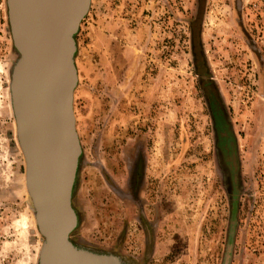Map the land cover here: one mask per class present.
<instances>
[{
  "label": "rangeland",
  "instance_id": "obj_1",
  "mask_svg": "<svg viewBox=\"0 0 264 264\" xmlns=\"http://www.w3.org/2000/svg\"><path fill=\"white\" fill-rule=\"evenodd\" d=\"M92 17L113 19L122 37L120 80L111 89L102 82L92 89L79 59ZM6 18L0 25V264H38L45 238L11 106L20 55ZM76 43L82 158L74 198L79 226L69 240L142 263L144 194L154 219L148 264L224 263L235 181L230 155L218 145L211 93L238 162L232 264H264V0H91Z\"/></svg>",
  "mask_w": 264,
  "mask_h": 264
},
{
  "label": "water",
  "instance_id": "obj_2",
  "mask_svg": "<svg viewBox=\"0 0 264 264\" xmlns=\"http://www.w3.org/2000/svg\"><path fill=\"white\" fill-rule=\"evenodd\" d=\"M91 0H10L9 25L20 58L10 94L26 185L45 238L38 264H119L75 252L71 193L80 164L74 114L76 35Z\"/></svg>",
  "mask_w": 264,
  "mask_h": 264
},
{
  "label": "flooded vegetation",
  "instance_id": "obj_3",
  "mask_svg": "<svg viewBox=\"0 0 264 264\" xmlns=\"http://www.w3.org/2000/svg\"><path fill=\"white\" fill-rule=\"evenodd\" d=\"M5 6H6V14H8V19H9L10 0H5ZM80 27H81V25H80ZM79 32H80V28H79ZM14 48L18 52V50L15 46H14ZM200 63H201V61L197 58L196 59V65H197L199 74L202 76V72H201L202 70H201ZM16 65L17 64L14 65L13 70L15 69ZM210 94H208V98L210 100L209 105L212 108V113H213L214 117L217 118V131H218V140H219L218 145H219V148L222 149L224 154L226 152H228V154L230 155L229 160H230V165H231V174L233 175L232 179L235 181L234 182V188H235L234 197L235 198L233 199V202H232L233 208H234L233 218H232V229H231V233H230V237H229V243H228V247H227V251H226L224 263H223V264H232L234 237H235V226L237 224L236 197L238 196V193H239L238 188H237V184L239 181V179H238V162H237L236 154H235L234 138H233V135H232L230 129L227 127V125L223 119V114L220 111L221 105L218 102L215 104H213L214 103L213 102L211 105V95ZM79 147H80V159H81L82 158L81 157L82 156V148H81L80 143H79ZM79 173H80V165H78L77 169H76V173H75V177H74V183H73V187H72V193H71V208L75 214L76 225H75V228L71 231L69 237H71V235L77 230V228L79 226V215H78L77 209L75 208V204H74V198L76 195L77 181L79 178ZM142 192L143 191H141V193ZM148 206H150V205H148L144 202V194H141L140 195V208L141 209H140L139 224H140L142 230H139V232L143 235V238H144L145 252L143 254L142 263H140V264H146V263L148 264L149 263L148 261H150L149 259H150L151 251L154 247V236H153L154 229H153V225L151 224V222L154 219L150 220L147 217V210H148L147 207ZM156 215H157V213H155L153 215V218L156 217ZM69 242H70L71 248L75 252L93 255V256H98V257H103V258H108V259H113V260H116L117 262H119V264H135V263H132L127 258H125L121 255L113 254V253L94 252V251H90L88 249L79 247V246L75 245L70 240H69Z\"/></svg>",
  "mask_w": 264,
  "mask_h": 264
},
{
  "label": "crops",
  "instance_id": "obj_4",
  "mask_svg": "<svg viewBox=\"0 0 264 264\" xmlns=\"http://www.w3.org/2000/svg\"><path fill=\"white\" fill-rule=\"evenodd\" d=\"M81 46L80 61L87 81L92 89L96 84L104 83L106 88L120 80L122 57L121 34H117L113 19L94 18L87 20Z\"/></svg>",
  "mask_w": 264,
  "mask_h": 264
},
{
  "label": "built area",
  "instance_id": "obj_5",
  "mask_svg": "<svg viewBox=\"0 0 264 264\" xmlns=\"http://www.w3.org/2000/svg\"><path fill=\"white\" fill-rule=\"evenodd\" d=\"M6 14V6H5V0H0V25L6 20L7 18Z\"/></svg>",
  "mask_w": 264,
  "mask_h": 264
}]
</instances>
